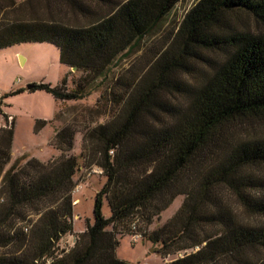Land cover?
<instances>
[{"label":"trees","instance_id":"obj_1","mask_svg":"<svg viewBox=\"0 0 264 264\" xmlns=\"http://www.w3.org/2000/svg\"><path fill=\"white\" fill-rule=\"evenodd\" d=\"M106 1L0 0V50L48 43L68 68L54 86L40 81L9 96L43 91L64 102L98 93V102L117 107L82 135L83 165L100 168L104 182L94 197L92 223L68 250L55 245L72 231V191L81 165L64 153L75 131H55V159L17 158L5 169L13 119L0 127V264H125L115 254L122 229L132 235L136 213L149 225L180 195L181 205L161 226L147 232L135 224L140 239L156 245L162 258L185 252L163 264H264V224L234 215L220 195L228 191L246 216L264 218V180L253 172L264 166V137L233 138L236 123L264 116V0H198L146 68L115 77L113 68L160 28L180 0L95 7ZM206 52L221 53L220 61ZM195 63L207 68L198 83L177 75L190 74ZM46 124L35 120L33 132ZM30 213L39 216L25 233L17 224Z\"/></svg>","mask_w":264,"mask_h":264},{"label":"rangeland","instance_id":"obj_2","mask_svg":"<svg viewBox=\"0 0 264 264\" xmlns=\"http://www.w3.org/2000/svg\"><path fill=\"white\" fill-rule=\"evenodd\" d=\"M18 2L22 0H16ZM117 0H107L105 3L95 5L97 9L106 10L107 7ZM198 0H180L172 11L164 18L160 28L153 35L143 39L138 48L132 54L122 59L117 66L113 68L114 77L118 75H127V73L141 72L153 57L166 47L172 40L184 14ZM232 22L238 24L235 17ZM19 52L21 60L15 53ZM205 55L214 61H220L221 53L206 52ZM207 70L202 63H195L194 71L190 74L178 72V76L189 83L196 84L199 77ZM67 68L59 63V53L55 46L48 43H21L0 50V102L1 106L13 117H16L13 126V138L11 144V154L14 158H36L42 162L55 159L59 155L56 149L51 145L50 136L52 131H57L69 126L75 131L72 141V148L66 155H75L79 158L81 165L80 172L75 177L76 185L83 180L78 188L72 191V200L77 203L73 207L72 231L64 235L55 245L57 251L68 250L78 239V235L85 230V223L90 224L93 221V203L96 192L101 188L104 178L103 174H92L86 179H81L84 159L79 154L82 149V135L85 129L97 124L108 121L117 107L106 104L104 100L98 102V93H92L90 96L79 101L59 102L56 110L54 122L40 132L34 133V119H51L54 108V100L43 91L26 92L23 91L14 96H9V92L24 89V83L27 80L33 82L43 81L50 85H56ZM79 73L74 75L77 78ZM24 85V86H23ZM23 86V87H21ZM21 87V88H20ZM2 97V98H1ZM176 101H181L180 97ZM0 114V120L7 124L11 121ZM12 118V117H11ZM250 137H264V116L262 119H246L236 123L233 127V138L244 139ZM90 167H94L93 165ZM254 174L264 180V166L255 167ZM221 198L234 215L241 219L254 223L264 224V218L248 217L236 203L235 198L226 190L220 191ZM183 196H177L172 203L163 210L157 217L153 218L149 225L140 220V213H136L132 218L133 223L145 228L147 232L161 226L165 223L179 208L183 201ZM102 213L105 217L110 215V209L107 202L102 203ZM39 214L30 213L25 221L18 222V226L23 227L25 233L36 221ZM137 225V224H136ZM135 225V226H136ZM125 229V228H124ZM118 237V244L115 249L116 257L125 264H163L168 263L176 257L182 256L185 252H178L174 255L161 257L157 252V246L152 245L145 239L133 240L130 232H123ZM2 249L0 248V251ZM188 252V251H186ZM225 264V263H221Z\"/></svg>","mask_w":264,"mask_h":264},{"label":"crops","instance_id":"obj_3","mask_svg":"<svg viewBox=\"0 0 264 264\" xmlns=\"http://www.w3.org/2000/svg\"><path fill=\"white\" fill-rule=\"evenodd\" d=\"M16 55H18V56L21 57V55H20L19 52H16V53H15V56H16ZM22 60L24 61V59H22ZM64 67H65V66H64ZM66 68H67V67H66ZM71 70L74 71L73 69H71ZM67 71H68V68H67ZM67 71H66V72H67ZM66 72H65V73H66ZM61 78H62V77L59 78V80L57 81L56 84L59 83V81H60ZM39 82H40V81H39ZM30 83H38V82H33V81H31V80H27V81L24 83V85L26 86V85H28V84H30ZM24 85H23V86H24ZM23 86H21V87H23ZM21 87H20V88H21ZM34 92H35V91H34ZM32 93H33V92H32ZM53 100H54V99H53ZM59 102H61V101L54 100V108H53V112H52V117H51V119H41V120H44V121L47 122V124H46L41 130L45 129L47 126L51 125V124L54 122V116L56 115V110H57V108H58ZM0 109H1V111H2L3 114L12 117V119H13V126H14V122H15L16 117H13L12 114L8 113V112L6 111V109L3 108V106H0ZM37 119H40V118H37ZM37 119L35 118V119H34V122H35V120H37ZM34 122H33V123H34ZM5 124H6L5 122H3V121L0 120V127H5ZM41 130H40V131H41ZM40 131H39V132H40ZM54 134H55V131H52V133H51L50 136H53ZM11 147H12V146H11ZM53 151H54V155H53V156H55V154H56V150L53 149ZM15 159H16V158H14V157L12 156V154L10 153V161H9V163L5 166V169L8 168V167L11 165V163H12ZM72 197H73V196H72ZM73 202H74L75 205L77 204V203H75L74 200H73Z\"/></svg>","mask_w":264,"mask_h":264},{"label":"built area","instance_id":"obj_4","mask_svg":"<svg viewBox=\"0 0 264 264\" xmlns=\"http://www.w3.org/2000/svg\"><path fill=\"white\" fill-rule=\"evenodd\" d=\"M9 119H11V117H9ZM92 174H102V170L100 168H98V167H95V166L94 167H91V168H85V169L82 170L81 179H86V178H88ZM82 181L83 180H81L74 188L75 189L78 188L79 187V184ZM131 229L134 231L133 234H132L133 240L140 239L141 238V234L136 231V228H135V224L134 223L131 225Z\"/></svg>","mask_w":264,"mask_h":264},{"label":"water","instance_id":"obj_5","mask_svg":"<svg viewBox=\"0 0 264 264\" xmlns=\"http://www.w3.org/2000/svg\"><path fill=\"white\" fill-rule=\"evenodd\" d=\"M19 58H20L21 60L23 59V58L20 57V56H19ZM72 69L74 70V68H72ZM33 87H34L33 84L30 83V84L26 85L25 88H26V90H31V89H33Z\"/></svg>","mask_w":264,"mask_h":264}]
</instances>
